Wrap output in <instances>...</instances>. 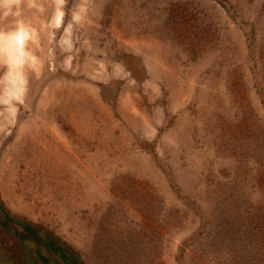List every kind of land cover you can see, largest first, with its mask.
Listing matches in <instances>:
<instances>
[{"label":"rangeland","instance_id":"rangeland-1","mask_svg":"<svg viewBox=\"0 0 264 264\" xmlns=\"http://www.w3.org/2000/svg\"><path fill=\"white\" fill-rule=\"evenodd\" d=\"M19 3L2 209L83 264H264V0Z\"/></svg>","mask_w":264,"mask_h":264},{"label":"trees","instance_id":"trees-1","mask_svg":"<svg viewBox=\"0 0 264 264\" xmlns=\"http://www.w3.org/2000/svg\"><path fill=\"white\" fill-rule=\"evenodd\" d=\"M0 250L8 252L11 264H83L77 253L59 240L9 216L1 201Z\"/></svg>","mask_w":264,"mask_h":264},{"label":"bare ground","instance_id":"bare-ground-1","mask_svg":"<svg viewBox=\"0 0 264 264\" xmlns=\"http://www.w3.org/2000/svg\"><path fill=\"white\" fill-rule=\"evenodd\" d=\"M20 1V0H19ZM54 15V25L56 27L60 26L62 22V14L57 10ZM24 19V20H23ZM24 26L29 29L32 33L34 30L30 27L28 21L22 17L21 21ZM26 49V48H25ZM17 47L8 40H0V58L1 62H4L8 67V73L6 75V88L4 91V102H9L12 99H18L23 91V85L25 79L21 69L25 63H32L33 56L26 49V56L23 61H20V58L17 56ZM30 66V65H29ZM10 110V109H9Z\"/></svg>","mask_w":264,"mask_h":264},{"label":"clouds","instance_id":"clouds-1","mask_svg":"<svg viewBox=\"0 0 264 264\" xmlns=\"http://www.w3.org/2000/svg\"><path fill=\"white\" fill-rule=\"evenodd\" d=\"M28 6L33 7L34 5L29 4ZM19 8V0H0V40L13 43L18 49L17 56L22 62L26 56L25 44L34 42L35 34L18 19Z\"/></svg>","mask_w":264,"mask_h":264}]
</instances>
